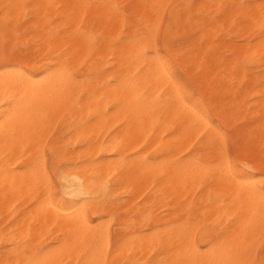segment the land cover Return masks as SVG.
Listing matches in <instances>:
<instances>
[{
	"label": "bare ground",
	"instance_id": "bare-ground-1",
	"mask_svg": "<svg viewBox=\"0 0 264 264\" xmlns=\"http://www.w3.org/2000/svg\"><path fill=\"white\" fill-rule=\"evenodd\" d=\"M41 261L264 264V0H0V264Z\"/></svg>",
	"mask_w": 264,
	"mask_h": 264
},
{
	"label": "rangeland",
	"instance_id": "rangeland-1",
	"mask_svg": "<svg viewBox=\"0 0 264 264\" xmlns=\"http://www.w3.org/2000/svg\"><path fill=\"white\" fill-rule=\"evenodd\" d=\"M176 72L178 73V75L180 76V78L182 79V81L184 82V84H185V87L187 86V84H188V86L186 87L187 88V90L189 91V92H191V93H195L194 95H195V97L196 98H199V96H197V93L200 95V91L197 89L198 87V85H195L190 79H188L185 75H184V73L183 72H181V71H179V70H176ZM190 86H191V88L192 87H194L193 89H191L190 88ZM194 89H195V91L197 92H194ZM201 96V95H200ZM229 154H230V156L231 157H233L234 156V148H233V145L232 144H230L229 145Z\"/></svg>",
	"mask_w": 264,
	"mask_h": 264
},
{
	"label": "snow or ice",
	"instance_id": "snow-or-ice-1",
	"mask_svg": "<svg viewBox=\"0 0 264 264\" xmlns=\"http://www.w3.org/2000/svg\"><path fill=\"white\" fill-rule=\"evenodd\" d=\"M222 156L225 158H222L219 161L218 167H220L225 174H231L230 168H229L230 161L226 158L225 153L222 152ZM39 264H48V262L47 261H41V262H39Z\"/></svg>",
	"mask_w": 264,
	"mask_h": 264
}]
</instances>
